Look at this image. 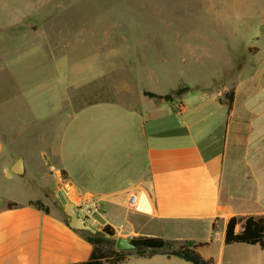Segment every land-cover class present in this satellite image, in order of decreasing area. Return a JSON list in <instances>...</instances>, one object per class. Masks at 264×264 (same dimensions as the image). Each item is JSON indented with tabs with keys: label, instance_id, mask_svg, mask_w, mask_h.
I'll return each instance as SVG.
<instances>
[{
	"label": "crops",
	"instance_id": "1",
	"mask_svg": "<svg viewBox=\"0 0 264 264\" xmlns=\"http://www.w3.org/2000/svg\"><path fill=\"white\" fill-rule=\"evenodd\" d=\"M32 1L0 0V39L10 43L0 45V264L89 260L93 246L52 205L53 194L59 191L74 208L79 198H89L91 211L84 207L82 216L97 232L111 226L116 240L147 236L188 241L199 245L201 255L214 264H264V248L259 245L225 244L232 217L264 215V159L252 157L249 162L238 154L244 147L246 154L245 143L260 128L255 112L237 109L236 99L229 109L219 95L202 91L190 101L186 92L172 102L146 96L144 92L173 95L181 83L154 79L157 66L153 62L133 59L113 65L110 59L124 57L128 49L109 48L116 42L111 31H91L94 56L84 64L70 59L73 50L68 54L59 47L48 50L46 41L34 50L19 44L20 33L25 37L19 40L37 34L38 29L26 24L28 20L49 19L47 14L33 12ZM63 43V38L56 42L62 48ZM39 55L42 60L35 61L33 57ZM21 64L28 67L30 78H34L32 70L40 68L35 77L39 82L51 69L48 78L55 81L57 93L50 105L46 99L33 105L32 94L7 95L4 84L20 77L16 69ZM103 81L116 86L113 97H96L75 107L73 90L90 82L99 87ZM149 81L154 89L145 87ZM22 100L29 101V113L19 119L15 107ZM31 142L39 145L37 154L44 161L43 183L34 194L18 200L6 193L3 184L17 160L23 159L24 174L27 164H34L24 158L33 155L28 151ZM242 161L246 162L240 170ZM63 181L70 184L67 191ZM139 196L145 198L149 211L131 206ZM37 200L49 206L50 212L30 205ZM9 203L18 206L8 209ZM241 230L238 225L236 232ZM121 264L191 263L158 254L150 258L132 255Z\"/></svg>",
	"mask_w": 264,
	"mask_h": 264
},
{
	"label": "rangeland",
	"instance_id": "2",
	"mask_svg": "<svg viewBox=\"0 0 264 264\" xmlns=\"http://www.w3.org/2000/svg\"><path fill=\"white\" fill-rule=\"evenodd\" d=\"M32 3L35 4L33 12L47 14L49 19L37 21L32 17L26 24L38 29L37 34L28 40H19V37H25L20 33L17 43L34 50L46 41L48 50L59 47L64 54L73 50L70 59L75 64H84L94 56L91 50L96 44H91V31L96 34L111 31L116 42H111L109 48L123 46L128 49L122 54L124 57L110 59L113 65L133 59L153 62L157 66L154 79L165 83L168 78L173 85L181 83L177 92L189 88L185 93L187 100H195L202 91L219 95L220 102L228 105L226 94L234 92L236 108L254 111L255 121L260 125L245 143L248 145L246 154L245 147L238 151L240 159L246 157L249 162L252 157L264 159V0H33ZM21 29L26 34L25 28ZM61 30L60 38L65 41L63 48L56 44L60 39L57 33ZM0 45L9 46L10 43L4 38L0 39ZM33 59L39 61L42 57ZM25 66L17 67L20 75L17 80H7L4 84L7 95L9 92L16 97L32 94L33 105L43 99L50 105L52 96L57 93L55 81L48 78L51 69H47L48 74L44 76L47 78L39 82L35 77L40 68L32 70L34 78H30ZM21 83H25L24 86ZM151 83L149 81L145 87L154 89ZM103 84L94 87L90 82L73 90L75 107L89 104L96 97H113L116 86L107 81ZM28 103H16L19 119L29 110ZM29 146L28 151L33 155L29 160L25 155L24 158L34 164L29 166L28 163L26 174L22 176L8 174L3 184L6 193L18 200H23L29 192L34 194L43 183L44 161L37 154L39 145L31 142ZM243 162L246 161L238 166L240 170ZM247 172L245 169L244 173ZM52 199L53 207L69 218L58 196L53 194Z\"/></svg>",
	"mask_w": 264,
	"mask_h": 264
},
{
	"label": "trees",
	"instance_id": "3",
	"mask_svg": "<svg viewBox=\"0 0 264 264\" xmlns=\"http://www.w3.org/2000/svg\"><path fill=\"white\" fill-rule=\"evenodd\" d=\"M144 94L150 98L165 102H172L174 98L178 97L177 93L165 96L150 92H144ZM226 97L229 101L228 108L230 109L234 101V92L226 94ZM30 205L45 213L50 212L49 206L45 205L41 200L30 202ZM17 206L15 203H9L6 207L11 209ZM65 222L69 225L68 218H65ZM238 225H242L240 232H236ZM75 231L78 232L77 230ZM82 234L93 246V249L88 261L76 264H121L132 255L150 258L158 254L169 257L175 256L191 264H214L213 259H205L201 255L198 251L199 245L188 241L177 243L162 237L141 236L132 239L133 244L136 246L135 251H119L116 249L117 240L115 239V231L111 226H105L96 235L85 232ZM234 243L259 245L264 248V215L232 217L227 224L225 244L230 245Z\"/></svg>",
	"mask_w": 264,
	"mask_h": 264
},
{
	"label": "water",
	"instance_id": "4",
	"mask_svg": "<svg viewBox=\"0 0 264 264\" xmlns=\"http://www.w3.org/2000/svg\"><path fill=\"white\" fill-rule=\"evenodd\" d=\"M189 88H183L177 92V95H181L187 92ZM11 172L14 175L22 176L25 173V168L23 165V159L17 160V162L11 168ZM60 203L66 207V211L69 215V227L73 230L80 232L89 233L91 235H96L97 230L84 218L79 216L73 206L68 205V201L62 191L57 193ZM116 249L119 251H135L136 246L132 242L131 237H120L116 241Z\"/></svg>",
	"mask_w": 264,
	"mask_h": 264
},
{
	"label": "built area",
	"instance_id": "5",
	"mask_svg": "<svg viewBox=\"0 0 264 264\" xmlns=\"http://www.w3.org/2000/svg\"><path fill=\"white\" fill-rule=\"evenodd\" d=\"M70 188V184L67 181H63V189H65L66 191ZM63 192V191H62ZM64 193V192H63ZM66 197V196H65ZM67 199V198H66ZM80 200V204L79 206H77L75 208L77 214L79 216H81L82 218L86 219V217L82 216V209L85 207L87 208L88 212L91 211V202L89 200V198H79ZM143 200H145V198L143 196H139V197H135L132 201H131V206L136 210V211H142L141 209V204L143 202ZM94 210H99V206L97 203L94 204ZM88 221V220H87Z\"/></svg>",
	"mask_w": 264,
	"mask_h": 264
},
{
	"label": "bare ground",
	"instance_id": "6",
	"mask_svg": "<svg viewBox=\"0 0 264 264\" xmlns=\"http://www.w3.org/2000/svg\"><path fill=\"white\" fill-rule=\"evenodd\" d=\"M141 209L144 210V211H149L150 210V208L148 206V203L145 200H143V202L141 204Z\"/></svg>",
	"mask_w": 264,
	"mask_h": 264
}]
</instances>
